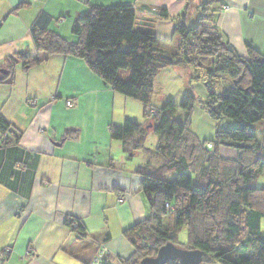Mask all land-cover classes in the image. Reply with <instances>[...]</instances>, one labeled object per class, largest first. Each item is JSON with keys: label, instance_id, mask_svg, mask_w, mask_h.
Here are the masks:
<instances>
[{"label": "crops", "instance_id": "obj_1", "mask_svg": "<svg viewBox=\"0 0 264 264\" xmlns=\"http://www.w3.org/2000/svg\"><path fill=\"white\" fill-rule=\"evenodd\" d=\"M23 2L30 4L18 9ZM205 4L230 49L247 58L250 46L264 56V0H0V79L13 74L10 84H0V116L18 135L0 144V251L11 250L0 264H90L102 249L101 264H123L134 254L125 232L150 215L136 174L144 160L132 162L107 132L130 117L115 108L125 97L76 58L53 56L22 68L18 56L36 53L29 30L37 15H48L51 32L76 42L72 25L92 6H130L133 29L154 35L173 55L181 15L186 9L184 22L194 23ZM62 83L70 85L61 89ZM67 132H76L75 138L67 139ZM218 154L237 156L224 147ZM70 221L80 224L83 237Z\"/></svg>", "mask_w": 264, "mask_h": 264}, {"label": "trees", "instance_id": "obj_2", "mask_svg": "<svg viewBox=\"0 0 264 264\" xmlns=\"http://www.w3.org/2000/svg\"><path fill=\"white\" fill-rule=\"evenodd\" d=\"M29 4L23 2L18 9ZM207 6H200L197 19L187 24L184 22L186 9L190 7L187 4L181 15L183 21L173 30L178 41L173 55L165 53L164 44L154 35L133 29L135 15L130 6L117 5L92 6L88 13L78 16L71 29L76 42L51 32L49 26L53 20L39 13L29 30L36 53L18 56L25 71L53 56L79 59L114 93L139 102L144 118H153L151 127L159 139L155 158L159 161L152 165L148 160L136 170L150 215L125 232L134 254L123 264H139L143 258L155 256L166 243L177 246V234L183 228L187 229L189 246L182 249L201 251L204 263L264 264V233L260 227L264 219V188L248 186L264 170V163L257 157L260 148L253 131L254 125L264 123V56L250 46L246 47L247 58L230 49L213 22V11ZM220 9L221 6L217 10ZM162 16L168 18L165 13ZM181 65H193L206 72L207 96L203 102L209 117L217 123L233 122L227 129L217 128L216 151L205 157L194 154L185 145L186 128L175 120L177 108L171 101L157 112L150 111L156 76L167 67ZM12 76L0 79V84H10ZM218 76L231 80V87L220 94L214 93L211 86ZM193 103L194 98L186 95L180 108L189 111ZM107 132L112 141L121 143L123 153L129 158L143 149L142 125L125 119L121 126L108 125ZM75 136L76 132L66 134L67 139ZM10 137L17 139L18 135L0 116V144L7 143ZM221 147L236 151V158H220ZM204 148L211 149L212 145ZM171 173L176 174L173 181L163 180V176ZM226 190L232 192L225 201ZM223 207L226 212L221 236L225 242H236L241 229L246 232L239 244L243 255L235 258L229 257V250L212 248L210 240L198 234L196 221H200L204 236L206 232L212 236L216 230L215 218ZM166 217L171 219L172 225L168 227L163 226ZM66 224L78 238L84 236L77 221Z\"/></svg>", "mask_w": 264, "mask_h": 264}, {"label": "rangeland", "instance_id": "obj_3", "mask_svg": "<svg viewBox=\"0 0 264 264\" xmlns=\"http://www.w3.org/2000/svg\"><path fill=\"white\" fill-rule=\"evenodd\" d=\"M13 75V74H12ZM58 78V75H55ZM13 77V76H12ZM208 82L206 72L202 69L193 65H181L176 67H167L159 72L153 82V93L150 100V111L157 112L167 101H171L177 108L175 120L185 126V132L183 140L185 145L190 148L191 151L196 155L206 156L207 154H213L216 151L215 145V133L217 128L227 129L232 126L233 122L228 120H222L219 123L213 121L206 110L204 109V90L205 84ZM70 83L61 84L62 88L69 87ZM212 91L220 94L225 89L231 87V80L227 76H218L211 82ZM186 95H191L194 98V103L190 107L189 111H185L180 108V103ZM121 102H115L116 110H119L124 114H129L130 117H125L134 123L142 125L143 128V149L139 151L133 158L132 162L138 160H144L151 162L152 165L156 164L159 159L155 157V151L158 144V136L154 133L152 122L153 118H144L142 105L132 99L121 98ZM112 105V104H111ZM94 117L93 111L86 114V119L90 122ZM121 119V118H120ZM118 125L123 124V119L120 120ZM151 121V123H149ZM254 136L257 146L260 151L257 153V157L264 163V123H260L253 126ZM140 135L135 136L139 138ZM211 144L212 148L206 150L205 145ZM149 160V161H148ZM159 163V162H158ZM189 172H186L188 174ZM190 174V173H189ZM188 174V175H189ZM176 178L175 173L167 174L163 176V180L171 182ZM232 181V180H231ZM252 188H264V170L248 185ZM231 188V186H227ZM232 190H226L224 193L225 201L231 197ZM226 208H222L217 217L215 218V229L214 233L209 235V232L203 234L202 228L200 227V221H196L198 228V234L202 238H208L214 249L229 250L231 254L230 258H235L243 255L239 248V244L242 243L245 237V231L240 232L236 242H225L221 236L222 221L225 219ZM170 219V217H169ZM171 220V219H170ZM168 217L163 219V226H170L171 222ZM172 225V224H171ZM202 225V224H201ZM260 227L264 233V219L260 221ZM211 231V229H210ZM176 245L181 248H187L189 246V237L186 228L181 229L177 234Z\"/></svg>", "mask_w": 264, "mask_h": 264}, {"label": "water", "instance_id": "obj_4", "mask_svg": "<svg viewBox=\"0 0 264 264\" xmlns=\"http://www.w3.org/2000/svg\"><path fill=\"white\" fill-rule=\"evenodd\" d=\"M7 75V71H1ZM151 127V125H150ZM207 264L203 262L202 253L199 250H186L166 243L160 247L155 256L143 258L139 264Z\"/></svg>", "mask_w": 264, "mask_h": 264}, {"label": "built area", "instance_id": "obj_5", "mask_svg": "<svg viewBox=\"0 0 264 264\" xmlns=\"http://www.w3.org/2000/svg\"><path fill=\"white\" fill-rule=\"evenodd\" d=\"M225 9H227V7H225ZM67 106H71L72 103L71 102H67L66 103ZM210 148V146H208ZM125 200V197L123 195H118L117 196V203H123ZM166 207H168V205L166 204ZM76 224L73 225V228H76ZM10 249L6 248L3 251H0V261H4L3 260V256H7L10 253ZM107 251L105 249H102L97 256L95 257V259H93V261L90 264H101L105 257H106ZM33 255V252L31 250H29L26 254V256L30 257Z\"/></svg>", "mask_w": 264, "mask_h": 264}]
</instances>
